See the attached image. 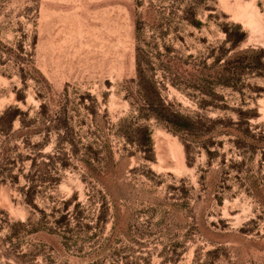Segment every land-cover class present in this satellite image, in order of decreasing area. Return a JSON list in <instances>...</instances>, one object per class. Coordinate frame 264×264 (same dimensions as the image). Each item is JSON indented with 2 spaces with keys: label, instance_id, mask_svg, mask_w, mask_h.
<instances>
[{
  "label": "rangeland",
  "instance_id": "1",
  "mask_svg": "<svg viewBox=\"0 0 264 264\" xmlns=\"http://www.w3.org/2000/svg\"><path fill=\"white\" fill-rule=\"evenodd\" d=\"M10 106L0 264H264V0H0Z\"/></svg>",
  "mask_w": 264,
  "mask_h": 264
},
{
  "label": "trees",
  "instance_id": "2",
  "mask_svg": "<svg viewBox=\"0 0 264 264\" xmlns=\"http://www.w3.org/2000/svg\"><path fill=\"white\" fill-rule=\"evenodd\" d=\"M138 65L140 66L139 57H138ZM19 112L20 109L10 106L0 114V136L10 135L12 133ZM107 210H108V206L102 203V206L100 208V215H99L101 220L105 219L106 215L108 214Z\"/></svg>",
  "mask_w": 264,
  "mask_h": 264
}]
</instances>
